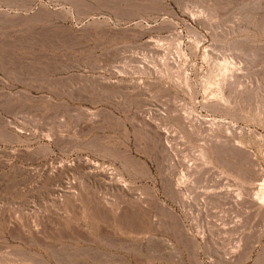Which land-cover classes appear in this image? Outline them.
Returning a JSON list of instances; mask_svg holds the SVG:
<instances>
[{
  "label": "rangeland",
  "instance_id": "1",
  "mask_svg": "<svg viewBox=\"0 0 264 264\" xmlns=\"http://www.w3.org/2000/svg\"><path fill=\"white\" fill-rule=\"evenodd\" d=\"M15 1L117 29L0 27V264H264V0Z\"/></svg>",
  "mask_w": 264,
  "mask_h": 264
},
{
  "label": "bare ground",
  "instance_id": "2",
  "mask_svg": "<svg viewBox=\"0 0 264 264\" xmlns=\"http://www.w3.org/2000/svg\"><path fill=\"white\" fill-rule=\"evenodd\" d=\"M97 1H93V2H97ZM129 1H133V0H129ZM135 1L141 2L142 0H135ZM66 2H68V0H66ZM69 2H72V1H69ZM105 2H107V1H105ZM26 3L24 2V4L19 5L15 0H0V9L2 10L0 12V27H5L6 29H8V31H9V29L21 27L22 30L24 29L23 31H30L31 33L37 35L38 38H41L42 40L48 41V43L50 42L51 44H55V45L58 44V46H59V44H61L62 46L64 44L70 45L71 43L76 42L77 40H79L82 37H87V35H89V36L94 35V37L95 36H100V37L109 36L110 37L111 35L114 34V32L117 29L116 25H113V23H112V20L115 19V16H114L115 10L112 11L108 7L110 5L107 6V4H105V3L102 4V6H100V7H97L99 5L97 3L98 5H96V7H94V8L89 7L91 9H89V10L86 9L87 11L84 10L86 8V7H84L83 12L82 11L79 12V7L82 8V6L85 5V3L81 4L80 6H78L79 4L76 3L77 5L76 4L75 5L78 6V8H76L74 6L78 10V13H76V15H73L74 13H70L68 11L69 9L67 10L68 12L65 11V8L63 9V7H57L55 9H52V8L49 9L50 7L49 8L47 7V9H43L42 7H40L41 9H39V7L37 6L38 10L33 11L34 6L33 7L29 6L30 4L26 5ZM88 3H89V1L86 4H88ZM138 5H139V3H138ZM143 5H145V4H143ZM41 6H43V5H41ZM46 6H45V8H46ZM140 6H142V5L140 4ZM117 17L118 16H116V19H118ZM84 19H88L91 22L90 23L88 22V24H86V25L84 23L85 26L77 27L76 25L83 22ZM114 21H116V20H114ZM22 30H20V32ZM16 31L18 32L19 30L16 29ZM16 31H13V32H16ZM21 33H23V32H21ZM115 34H116V32H115ZM100 37H98V38H100ZM45 43L46 42H44V44ZM71 45H73V44H71ZM12 105H15V103Z\"/></svg>",
  "mask_w": 264,
  "mask_h": 264
}]
</instances>
